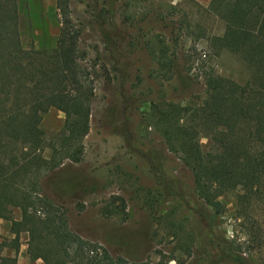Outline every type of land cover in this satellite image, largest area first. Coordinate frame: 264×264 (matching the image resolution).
<instances>
[{
	"label": "rangeland",
	"instance_id": "rangeland-1",
	"mask_svg": "<svg viewBox=\"0 0 264 264\" xmlns=\"http://www.w3.org/2000/svg\"><path fill=\"white\" fill-rule=\"evenodd\" d=\"M54 2L57 23L50 24L43 0H19V34L24 45L50 48L60 21L68 20L92 83L79 161L42 177L45 194L64 210L68 228L127 264H209L212 235L242 242L245 221L237 217L234 191L219 197L221 213L209 222L210 210L197 199L190 172L150 124L154 104L199 105L209 75L245 82L249 68L241 57L210 44L211 36L221 35L222 21L210 13L189 17L161 0ZM63 118L54 108L42 114L45 139L55 141ZM198 142L205 148L207 139L200 135ZM49 153L46 148L42 155ZM112 197L122 200L115 202V214L101 215L99 208ZM202 208L206 217L199 214ZM18 215L13 208L11 216ZM247 218L264 231V192L251 199ZM11 237L9 221L0 218V240ZM26 238L21 232L16 252L4 247L1 255L15 256L16 264H42L26 253ZM179 242L190 246L189 256L177 248ZM251 259L264 261V247L253 250Z\"/></svg>",
	"mask_w": 264,
	"mask_h": 264
},
{
	"label": "trees",
	"instance_id": "trees-1",
	"mask_svg": "<svg viewBox=\"0 0 264 264\" xmlns=\"http://www.w3.org/2000/svg\"><path fill=\"white\" fill-rule=\"evenodd\" d=\"M18 1L0 0V218L9 221L12 234L0 240V264H16L15 256H3L1 250L16 252L21 232L27 236L26 253L42 264H127L101 243L72 232L64 210L43 190L42 177L65 162L79 161L93 87L68 20L60 21L52 47L24 45ZM207 10L223 23L221 35L209 38L211 46L237 53L249 75L242 84L209 75L199 105L154 104L150 124L166 151L190 172L197 199L210 210L209 222L221 213L219 197L234 191L246 237L235 242L212 235L209 264H264L251 259L253 250L264 247V231L247 218L251 199L264 192V0H210ZM49 108L64 115L55 141L39 129ZM200 135L207 139L205 148L199 145ZM46 148L47 158L42 155ZM117 200L122 202L109 198L99 213L115 214ZM13 208L17 219L11 216ZM199 214L206 217L205 209ZM176 246L190 255L188 244Z\"/></svg>",
	"mask_w": 264,
	"mask_h": 264
},
{
	"label": "crops",
	"instance_id": "crops-1",
	"mask_svg": "<svg viewBox=\"0 0 264 264\" xmlns=\"http://www.w3.org/2000/svg\"><path fill=\"white\" fill-rule=\"evenodd\" d=\"M209 1L210 0H161V3L166 4L167 7L174 9L175 11L185 10L184 12L189 17H197L199 12L201 13V15L209 17V15L211 14H209V11L207 10ZM43 11L50 24L57 23V9L55 7L54 0H47L45 2L43 0ZM190 22L197 23L200 21L191 20Z\"/></svg>",
	"mask_w": 264,
	"mask_h": 264
}]
</instances>
